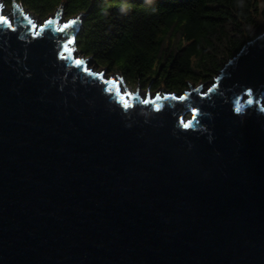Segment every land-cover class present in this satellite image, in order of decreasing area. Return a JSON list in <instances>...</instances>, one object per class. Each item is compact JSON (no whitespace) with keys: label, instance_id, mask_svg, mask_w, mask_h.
Masks as SVG:
<instances>
[{"label":"water","instance_id":"obj_1","mask_svg":"<svg viewBox=\"0 0 264 264\" xmlns=\"http://www.w3.org/2000/svg\"><path fill=\"white\" fill-rule=\"evenodd\" d=\"M0 1V264H264V31L142 95Z\"/></svg>","mask_w":264,"mask_h":264},{"label":"trees","instance_id":"obj_2","mask_svg":"<svg viewBox=\"0 0 264 264\" xmlns=\"http://www.w3.org/2000/svg\"><path fill=\"white\" fill-rule=\"evenodd\" d=\"M20 1L40 15L62 3L67 16L90 7L77 33L78 49L119 71L126 83L152 89L181 91L188 82H207L264 31V0ZM123 3L130 5L127 15L119 12Z\"/></svg>","mask_w":264,"mask_h":264},{"label":"rangeland","instance_id":"obj_3","mask_svg":"<svg viewBox=\"0 0 264 264\" xmlns=\"http://www.w3.org/2000/svg\"><path fill=\"white\" fill-rule=\"evenodd\" d=\"M4 1V7H3V10L5 12H9L10 9L12 8V1L11 2H8L6 0H3ZM2 3V1H0ZM18 2H21L20 0H18ZM23 4V3H22ZM24 5V4H23ZM24 7L26 8V12L33 18V20L38 23V22H42L47 16V15H40L38 13H36L35 11H33L32 9H30L29 7H27L26 5H24ZM54 11L50 12V13H53ZM70 16H67L66 13H64V15L62 16V21L63 20H67ZM71 48L72 50L76 53V55H81V56H88L86 54H83L77 47V44L76 46L74 45H71ZM88 63H89V66L90 67H94L96 70H101L104 68V66L102 65H98L94 60L93 58L91 57L90 59H88ZM106 73L107 74H111V75H114V76H118L120 77L121 76V73L119 71H110L109 69L106 70ZM211 82L210 80H208L207 82H204V85L207 86L209 85ZM122 84V87L126 88V89H130V91H134L137 89V84L135 85H132V84H123V82L121 83ZM204 86V87H205ZM162 87H159V88H156V89H152L150 88V92L153 94H155L157 92V90L161 89ZM139 92L142 94V95H146L147 93V86H144L143 84H140V89H139Z\"/></svg>","mask_w":264,"mask_h":264},{"label":"clouds","instance_id":"obj_4","mask_svg":"<svg viewBox=\"0 0 264 264\" xmlns=\"http://www.w3.org/2000/svg\"><path fill=\"white\" fill-rule=\"evenodd\" d=\"M145 2L147 4H153L154 0H145ZM130 10H131L130 5H128L127 3H123L119 7V12L121 15H127L130 12ZM152 10L155 11L156 9L153 8Z\"/></svg>","mask_w":264,"mask_h":264},{"label":"snow or ice","instance_id":"obj_5","mask_svg":"<svg viewBox=\"0 0 264 264\" xmlns=\"http://www.w3.org/2000/svg\"><path fill=\"white\" fill-rule=\"evenodd\" d=\"M29 23L32 25L33 28L36 27V25H35L34 23H32L31 20L29 21ZM64 27H68V25H64ZM69 43H71V42H69ZM65 47H67V45H65ZM76 63H77V64H80L81 61L77 60ZM208 91L211 92L212 89L209 88ZM181 99H183V97H181ZM195 119H196V116H195V114H193V120H195ZM191 124H192V121H189L188 123H184L183 127H184V128H189Z\"/></svg>","mask_w":264,"mask_h":264},{"label":"bare ground","instance_id":"obj_6","mask_svg":"<svg viewBox=\"0 0 264 264\" xmlns=\"http://www.w3.org/2000/svg\"><path fill=\"white\" fill-rule=\"evenodd\" d=\"M0 4H1V2H0ZM121 77V76H120ZM120 77H118V76H114V78L116 79V80H118V78H120ZM122 83V82H121ZM121 86H122V84H121ZM127 90H130V89H127Z\"/></svg>","mask_w":264,"mask_h":264}]
</instances>
